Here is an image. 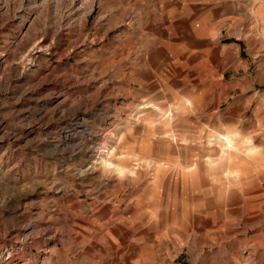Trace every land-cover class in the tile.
Wrapping results in <instances>:
<instances>
[{
    "label": "rangeland",
    "instance_id": "obj_1",
    "mask_svg": "<svg viewBox=\"0 0 264 264\" xmlns=\"http://www.w3.org/2000/svg\"><path fill=\"white\" fill-rule=\"evenodd\" d=\"M250 158L264 0H0V264H264Z\"/></svg>",
    "mask_w": 264,
    "mask_h": 264
},
{
    "label": "crops",
    "instance_id": "obj_2",
    "mask_svg": "<svg viewBox=\"0 0 264 264\" xmlns=\"http://www.w3.org/2000/svg\"><path fill=\"white\" fill-rule=\"evenodd\" d=\"M227 135H221L220 137L218 136L219 140L222 141L224 143L225 148L222 150L223 151V156L221 157V161H225L226 159V152L227 150H229V148H233L235 147V142H234V138L231 136H228L231 140L230 143L227 144V142L224 140V137ZM230 145V146H229ZM250 154H254L256 153V148L255 147H247L246 149ZM214 162V161H213ZM245 165H247V167L244 169V175H242L241 180L239 182H243L245 179L247 181H250V185L259 178V180L261 178H263L262 175H264V169L262 167H258L252 162V158L249 159V164L246 163ZM260 168V170H259ZM122 171L121 175L125 172L126 169H124V167H121ZM235 175L236 171L232 170L231 172L227 173V175ZM233 175L231 177H233ZM189 177H187L188 179ZM240 188H242V184L240 183L239 185Z\"/></svg>",
    "mask_w": 264,
    "mask_h": 264
},
{
    "label": "bare ground",
    "instance_id": "obj_3",
    "mask_svg": "<svg viewBox=\"0 0 264 264\" xmlns=\"http://www.w3.org/2000/svg\"><path fill=\"white\" fill-rule=\"evenodd\" d=\"M224 140L227 142V144L231 142V140H230V138H229L228 136H225V137H224ZM229 146H230V145H229ZM105 163H106L107 165H111V164H112V163L109 162L107 159H105Z\"/></svg>",
    "mask_w": 264,
    "mask_h": 264
},
{
    "label": "built area",
    "instance_id": "obj_4",
    "mask_svg": "<svg viewBox=\"0 0 264 264\" xmlns=\"http://www.w3.org/2000/svg\"><path fill=\"white\" fill-rule=\"evenodd\" d=\"M78 1L87 2V1H89V0H78Z\"/></svg>",
    "mask_w": 264,
    "mask_h": 264
}]
</instances>
